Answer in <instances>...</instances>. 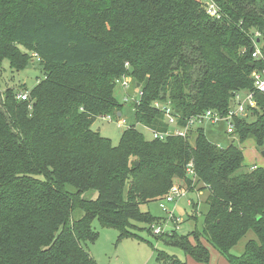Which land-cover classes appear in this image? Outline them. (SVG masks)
Listing matches in <instances>:
<instances>
[{
	"label": "trees",
	"instance_id": "trees-1",
	"mask_svg": "<svg viewBox=\"0 0 264 264\" xmlns=\"http://www.w3.org/2000/svg\"><path fill=\"white\" fill-rule=\"evenodd\" d=\"M210 1L218 18L201 0H0V70L6 60L23 71L36 54L44 73L23 87L28 100L12 88L0 95V264H97L86 249L93 220L121 237H134V224L151 234L159 219L140 206L177 180L206 191L207 211L202 229L172 237L174 246L199 264L210 261L207 246L228 264H264V167L245 165L242 149L250 140L264 151V94L251 78L262 66L256 45L264 59V0ZM124 77L136 123L152 132L168 131L158 102L178 127L208 110L225 117L236 92L252 91L258 110L234 118L225 146L201 127L146 140L134 126L115 146L92 125L118 120Z\"/></svg>",
	"mask_w": 264,
	"mask_h": 264
},
{
	"label": "rangeland",
	"instance_id": "rangeland-1",
	"mask_svg": "<svg viewBox=\"0 0 264 264\" xmlns=\"http://www.w3.org/2000/svg\"><path fill=\"white\" fill-rule=\"evenodd\" d=\"M201 1L202 3L207 2L206 0ZM43 76L44 73L35 58H33L32 64L30 63L26 69L19 72L10 69L8 62L5 60L0 70V95L7 88L14 89L17 94L24 93L23 87L28 90L33 88ZM135 93L132 84L129 89H123L120 85H116L114 96L123 105L121 117L119 116L118 120L98 118L92 125V129L98 131L102 137L110 140L112 145H118L121 133L130 126H134L146 140H151L150 131L135 121L134 111L131 108L133 103L131 98H135ZM126 97H128L127 102L124 101ZM120 120H125L126 124L119 125ZM201 128L204 129L207 140L213 144L225 146L231 141L228 139L229 135L226 133V124L224 123L216 125L204 123ZM251 143L249 140L242 145L244 163L257 162L259 167H264V159L261 158L262 151L256 149L259 152L257 153L253 150ZM172 186L184 188L185 184L177 180L173 182ZM200 190L198 184L192 187V192H188L186 188L185 193L182 196H176L172 202L167 203L162 199L140 206L142 212H147L153 218L159 219L151 227L159 228L160 235H154L152 231L149 234L146 225L134 224L136 228L129 229L134 237H121L116 229L102 228L98 219L93 220L91 226L98 236L93 243L87 244V252L97 264H164V255L175 257L182 262H186V264L187 260L191 264H198L191 262L189 257L185 256L177 246L172 244V237L176 241L178 236H188L191 232L202 229L203 216L207 211V206L204 204L206 191ZM86 197L93 198L94 194L90 196L87 194ZM161 205L166 208V212L161 209ZM171 217L176 219L177 223ZM250 238H253L251 232L240 240L231 250V253L237 256L240 255L245 242ZM189 241L193 243L192 238H189ZM208 249L209 251L212 250V248ZM217 254L213 251L210 255L209 264H227V261Z\"/></svg>",
	"mask_w": 264,
	"mask_h": 264
},
{
	"label": "built area",
	"instance_id": "built-area-1",
	"mask_svg": "<svg viewBox=\"0 0 264 264\" xmlns=\"http://www.w3.org/2000/svg\"><path fill=\"white\" fill-rule=\"evenodd\" d=\"M206 1L207 2L204 3L206 12L210 16L218 18L219 15L217 13V9L215 5L210 0H206ZM32 58L38 60L36 54H32ZM252 58L255 59L256 61L262 60V66L259 69L253 71L251 78H252L254 91L264 94V59L261 55L260 47H258L257 45L254 52L252 53ZM131 84L132 81L128 77H124L116 81V85H120L123 89H129ZM16 98L22 101H26L29 99V94L28 92L17 94ZM134 99L135 98H131L132 101ZM124 101L127 102L128 97H126ZM155 106L159 110L163 111L164 122L168 126V131L165 133L152 132L149 130L151 133V139H159V140H163L168 136L184 137L188 132V130L201 127V125L204 123H210L211 125L224 123L226 124V133L228 135H231L234 132V125H233L234 118L246 119L251 116L253 111L258 110L257 103L254 99V93L252 91L236 92L234 93L232 104L225 117L219 115V113L217 112L208 110L201 115L190 118L187 121V125L185 127H178L177 118L174 117L172 110L170 109L169 103L158 102L155 104ZM103 118L107 120H112L110 117H103ZM118 123L119 125L122 126L126 124L125 120H120ZM186 173L188 177L194 176V171L191 163L187 165ZM184 188L178 186H172L168 194L163 199L167 203L172 202L176 196H182L185 193L184 190H186V188L185 189ZM161 209L164 212H166V208L163 205H161ZM171 218L175 223H177L176 219H174L173 217ZM151 231L153 232L154 235L161 234L159 228L151 227Z\"/></svg>",
	"mask_w": 264,
	"mask_h": 264
},
{
	"label": "crops",
	"instance_id": "crops-1",
	"mask_svg": "<svg viewBox=\"0 0 264 264\" xmlns=\"http://www.w3.org/2000/svg\"><path fill=\"white\" fill-rule=\"evenodd\" d=\"M120 117H121V115H120ZM251 145H252V148H253V150H255L256 152H257V150H256V148H255V145H254V143L252 142L251 143ZM257 153H259V152H257ZM261 158H263V157H261ZM264 159V158H263ZM256 160V159H255ZM257 161V160H256ZM245 165H247V166H249V168L250 167H253V166H259V165H257V162H255V163H247V164H245ZM200 195H201V193H199ZM201 242L202 243H204L205 244V242L201 239ZM208 248H211V247H209V246H207ZM213 251L217 254L218 252H216L214 249H212L211 251H210V255L213 253ZM212 252V253H211ZM217 255H220L219 253L217 254ZM221 256V255H220ZM190 259V261L191 262H195V261H193L191 258H189ZM210 262V261H209ZM187 264H191L190 262H189V260H187ZM199 264V263H198ZM209 264V263H208ZM228 264V263H227Z\"/></svg>",
	"mask_w": 264,
	"mask_h": 264
},
{
	"label": "water",
	"instance_id": "water-1",
	"mask_svg": "<svg viewBox=\"0 0 264 264\" xmlns=\"http://www.w3.org/2000/svg\"><path fill=\"white\" fill-rule=\"evenodd\" d=\"M251 66H253V65L251 64ZM119 116H120V113L117 114V117H119ZM261 156L264 158V151L261 152Z\"/></svg>",
	"mask_w": 264,
	"mask_h": 264
}]
</instances>
